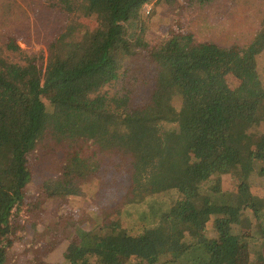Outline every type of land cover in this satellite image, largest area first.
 Masks as SVG:
<instances>
[{
  "label": "trees",
  "instance_id": "obj_1",
  "mask_svg": "<svg viewBox=\"0 0 264 264\" xmlns=\"http://www.w3.org/2000/svg\"><path fill=\"white\" fill-rule=\"evenodd\" d=\"M207 1L54 0L46 7L70 24L39 50L3 33L0 264H50L55 253L65 264H264V13L244 45L170 28L144 37L145 4L179 15ZM75 19L88 25L77 31ZM93 179L103 202L147 199L146 209L62 233L60 213ZM49 201L52 219L39 215ZM24 210L41 220L29 238Z\"/></svg>",
  "mask_w": 264,
  "mask_h": 264
},
{
  "label": "rangeland",
  "instance_id": "obj_2",
  "mask_svg": "<svg viewBox=\"0 0 264 264\" xmlns=\"http://www.w3.org/2000/svg\"><path fill=\"white\" fill-rule=\"evenodd\" d=\"M51 1L54 0H0V39H2L3 33H16L20 35L18 42L23 48L28 51L39 50L43 47L41 41L44 40L45 36L51 31H57L62 25L64 27L70 24L66 14L59 10H49L46 7L47 2ZM42 11H44L43 14ZM142 13L146 16L143 18L144 37L152 43L158 41L162 34L170 28L177 32L189 31L198 40H207L221 47H229L233 44H246L258 30L260 18L264 13V0H209L202 4H195L191 9L181 12L179 15L174 14L165 6L158 7L153 3H147L143 6ZM75 20L72 24L74 27L78 26L76 27L77 31L84 28V25H88L87 21ZM46 23L48 24L46 25ZM257 66L260 82L264 87V54L259 56ZM125 80L126 77L118 78L113 85L106 87V89L111 94L121 92ZM174 103L176 104V100ZM242 113L250 115L246 111L239 113V115ZM41 153L43 159L49 157L48 153ZM39 180V174L32 178L28 186L30 192L34 190ZM223 183L225 186L228 184L225 179ZM100 186L101 181L93 179L84 186L82 194L70 196L65 210L60 213L62 222L60 231L62 233L69 229L73 230L75 223L90 224L91 227L99 224L98 222L109 227L113 224L124 225L128 218L127 213L140 214L147 207V199L146 202L141 203H126L122 198L111 197L108 200L110 203L103 202L105 196L100 193L102 191ZM257 187L261 191L263 190L259 185ZM171 194L172 192L164 193L160 195V198L169 200ZM55 206L53 201L47 202L41 206L39 215L44 210L43 214L46 219H52L58 214ZM98 209H103V211ZM36 214H28L26 210L21 212L22 221L27 225L26 235L28 238L32 234L31 223L35 221L38 226L41 225L39 215L36 216ZM248 229L246 226L244 231L246 232ZM59 254L53 255L50 264H65ZM13 256L14 253L10 254L8 260Z\"/></svg>",
  "mask_w": 264,
  "mask_h": 264
}]
</instances>
